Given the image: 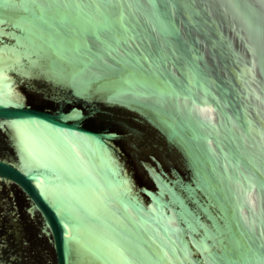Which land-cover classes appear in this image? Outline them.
Here are the masks:
<instances>
[{"label": "water", "instance_id": "1", "mask_svg": "<svg viewBox=\"0 0 264 264\" xmlns=\"http://www.w3.org/2000/svg\"><path fill=\"white\" fill-rule=\"evenodd\" d=\"M0 264H264V0H0Z\"/></svg>", "mask_w": 264, "mask_h": 264}]
</instances>
